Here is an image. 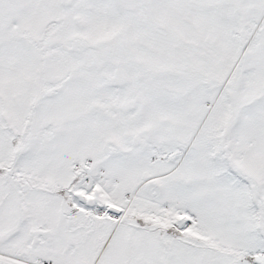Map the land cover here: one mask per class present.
Returning <instances> with one entry per match:
<instances>
[{
	"label": "snow or ice",
	"instance_id": "1",
	"mask_svg": "<svg viewBox=\"0 0 264 264\" xmlns=\"http://www.w3.org/2000/svg\"><path fill=\"white\" fill-rule=\"evenodd\" d=\"M0 264H264V0H0Z\"/></svg>",
	"mask_w": 264,
	"mask_h": 264
}]
</instances>
